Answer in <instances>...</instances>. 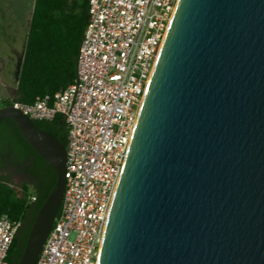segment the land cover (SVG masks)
<instances>
[{
  "label": "water",
  "instance_id": "95a60500",
  "mask_svg": "<svg viewBox=\"0 0 264 264\" xmlns=\"http://www.w3.org/2000/svg\"><path fill=\"white\" fill-rule=\"evenodd\" d=\"M56 172L17 264H35L66 147L0 107ZM97 264H264V0H179L112 200Z\"/></svg>",
  "mask_w": 264,
  "mask_h": 264
},
{
  "label": "built area",
  "instance_id": "2783aa9c",
  "mask_svg": "<svg viewBox=\"0 0 264 264\" xmlns=\"http://www.w3.org/2000/svg\"><path fill=\"white\" fill-rule=\"evenodd\" d=\"M178 1L88 0L73 81L31 104H13L32 120L60 115L68 131L65 191L35 264H97L139 109ZM20 224L0 215V264H9Z\"/></svg>",
  "mask_w": 264,
  "mask_h": 264
},
{
  "label": "trees",
  "instance_id": "16d2710c",
  "mask_svg": "<svg viewBox=\"0 0 264 264\" xmlns=\"http://www.w3.org/2000/svg\"><path fill=\"white\" fill-rule=\"evenodd\" d=\"M17 86L2 106L15 102L31 104L37 96L62 91L76 76V61L87 21L88 0H34ZM67 145L68 131L63 118L33 120ZM25 165L30 176L17 187L4 172L0 159V215L6 213L20 227L7 254L9 264H17L32 221L56 182V172L21 135L16 123L5 118L0 124V155ZM34 196L35 200L29 199Z\"/></svg>",
  "mask_w": 264,
  "mask_h": 264
},
{
  "label": "rangeland",
  "instance_id": "374dc122",
  "mask_svg": "<svg viewBox=\"0 0 264 264\" xmlns=\"http://www.w3.org/2000/svg\"><path fill=\"white\" fill-rule=\"evenodd\" d=\"M34 0H0V107L14 94L22 63ZM19 177L11 184L19 191Z\"/></svg>",
  "mask_w": 264,
  "mask_h": 264
},
{
  "label": "flooded vegetation",
  "instance_id": "af4514ba",
  "mask_svg": "<svg viewBox=\"0 0 264 264\" xmlns=\"http://www.w3.org/2000/svg\"><path fill=\"white\" fill-rule=\"evenodd\" d=\"M0 159L3 162L4 172L10 174L12 177H19L22 181L25 176H30L28 172H25V165H18L12 162L8 157H5L4 154L0 155ZM20 227V226H19Z\"/></svg>",
  "mask_w": 264,
  "mask_h": 264
},
{
  "label": "crops",
  "instance_id": "0c3cea01",
  "mask_svg": "<svg viewBox=\"0 0 264 264\" xmlns=\"http://www.w3.org/2000/svg\"><path fill=\"white\" fill-rule=\"evenodd\" d=\"M15 91V90H14Z\"/></svg>",
  "mask_w": 264,
  "mask_h": 264
}]
</instances>
